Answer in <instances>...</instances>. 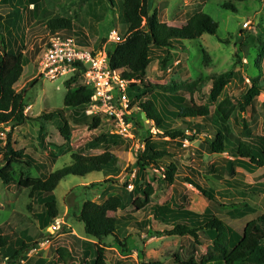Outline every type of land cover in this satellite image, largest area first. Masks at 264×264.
Masks as SVG:
<instances>
[{"label":"rangeland","instance_id":"1","mask_svg":"<svg viewBox=\"0 0 264 264\" xmlns=\"http://www.w3.org/2000/svg\"><path fill=\"white\" fill-rule=\"evenodd\" d=\"M229 1L148 0L150 14L156 13L159 22L171 28H181L193 15L202 12L218 25V29L215 35L204 34L194 41L183 40L176 45L175 49L164 52L153 51L144 80L151 85L165 87L181 84L184 87L178 92L180 96L196 106H206L211 113H214L218 104L226 98L235 104L250 87L251 80L257 79L262 90L261 94L246 113L240 114L238 110H235L227 123L229 131L225 134V138L233 142L241 137L242 120L247 123L249 131V136L243 138L244 140L264 138V0L233 3L235 8L233 12L222 8L223 4ZM40 4L36 18L31 13L32 5L23 8L25 7L23 0L21 4H18L17 0H12L10 6L0 4V15L3 17L10 14L14 7L19 9V13L15 11L14 15L19 19L10 31L9 39L4 38V40L5 43L10 41L11 50L14 51L15 48L18 51L23 50L28 61L16 85V92L24 93L23 101L27 107L24 113L32 119L38 118L42 112L63 108L66 93L63 84L74 72L61 68L56 74L52 72L47 74L44 65L41 66L48 40V31L45 27L47 21L64 18L80 27L86 35L87 48L99 55L104 53L106 55L110 44L116 43L113 42L115 41L112 38L113 32L117 33L121 42L127 37V27L121 12L122 0H112V4L108 0H40ZM16 40L19 45L14 48L13 44ZM222 75L227 76V81L221 95L216 102H210L212 82L209 79ZM115 76L117 79L115 77L110 79L111 74L104 78L109 83L107 87L109 92L100 106L89 105L86 108V112H94L93 115L101 120L98 129L89 131L86 126L73 127L69 141L64 142L59 137L57 128L48 124V132L42 147L37 145V142H40L39 139L37 140L40 133L38 131L41 126L46 128V124L38 121L37 127L30 123L13 129L11 132L13 145L33 160L30 168L23 165L15 166L14 179L17 180L21 173L28 178L43 179L46 175L70 165L71 155L102 154L105 151L103 148L87 147L94 137L104 134L119 136L123 144L107 149L118 160L114 171L91 173L83 177L68 176L58 183L53 192L58 217L50 228L45 229V236L58 235L63 225L59 217L67 209L71 215V207H78L82 201L91 200L97 204H103L108 198L119 195L126 201L127 209L108 213V217L116 220V238H108L103 243L106 264H139L140 262L170 264L174 255H179L183 261L194 260L199 263L201 257L199 255H204L207 247L212 243L204 232L198 233L200 242L198 247L188 236L158 237L157 234L169 230L168 226L160 220L152 221L148 228L150 234L141 233L136 224L148 220L151 211L149 208L144 212L133 211L132 203L138 197L133 194L134 187L142 190L150 185L153 188L154 197L149 207L160 208L169 204L172 196L179 209L184 208L196 214L208 211L241 235L248 222L264 215L263 195L249 189L251 186L264 183V167L252 174L245 172L240 165H234L231 170H225L228 162L235 159L233 155L229 152L219 155L206 154L204 151L203 139L205 137L213 139L216 133L212 126L206 127L201 134L193 135L194 133L185 131L186 136L195 137L191 140L177 139L175 141L158 137L161 133L146 121L144 128L140 130L133 124V118L140 113L138 108L140 99L147 100L149 93L130 92L128 94L126 90L128 84L120 81L117 74ZM83 83L86 85L84 77ZM200 83L203 84L200 92L189 95L187 88ZM122 94L127 95L128 108L122 106L120 100ZM234 118L240 120L238 127L233 122ZM176 122L178 121L175 120ZM178 127L183 130L185 125L176 123L174 129ZM8 132H10V126H0V144H4ZM143 138H149L158 150L166 152L158 169L146 168L143 172H139L134 165L137 154L143 150L141 145ZM177 143L181 144L180 147L176 146ZM50 153H54L57 158H50ZM169 164L197 172L198 180L203 181L206 187L214 192L218 204L209 202L195 188L184 184L179 179L173 185L162 183L161 180L166 172L165 167ZM35 165L42 169H34ZM184 175L182 173L181 177ZM231 182H238L242 187L235 188L230 185ZM14 184H9L14 188L13 194H10L9 190L4 188L8 185L0 181V209L11 206L14 212L10 218L9 208L0 212V226L7 219V222H11L13 231H16L14 233L19 236L23 229L18 231L16 228L28 225L25 228L29 229H25L26 232L21 237H27V234L35 237L33 233H38L35 239L38 237L40 239L42 233L40 229H37V218L31 215V208L38 206V203L33 201L35 195H30L27 189L18 188ZM239 192L245 193V198L239 196ZM243 202L245 204H242ZM245 205L248 208H245ZM57 221H59L58 228L55 229ZM78 224L83 229V225ZM65 237L62 245L59 241L63 237L58 238L55 244L46 241L38 245L40 250L36 257L45 256L46 261L52 258L57 261L55 249L64 244V247L78 252L79 241ZM14 239L15 235L11 236V240L14 241Z\"/></svg>","mask_w":264,"mask_h":264},{"label":"trees","instance_id":"2","mask_svg":"<svg viewBox=\"0 0 264 264\" xmlns=\"http://www.w3.org/2000/svg\"><path fill=\"white\" fill-rule=\"evenodd\" d=\"M12 0H0L1 5L10 4ZM112 4V0H108ZM247 0H230L223 4L222 8L227 11H235L233 3H243ZM21 4V0H17ZM23 8L32 5V16L36 18L39 12L40 0H23ZM122 19L127 27V37L121 43L110 44L106 51V59L109 72L117 74L119 80L127 83V93H149L147 100L140 99L139 111L133 118V124L142 130L145 122L141 119L144 113L146 122H149L161 134L160 138H169L172 141L177 139L191 140L195 136H186L191 132L201 134L206 127H213L216 131L214 138L205 137L203 139L206 154H223L229 152L235 157L232 162H228L225 170H231L234 165H240L245 172L252 174L264 167V138L246 139L249 136L248 126L245 121H241L242 130L239 138L233 142L227 141L225 134L228 133V122L235 110L240 114L254 105V102L261 94L262 90L259 81L252 79L250 87L232 104L229 99L221 101L214 113L206 106H196L189 100L184 99L178 92L183 89V85H171L168 87L151 85L144 77L146 70L151 63L150 55L153 51L164 52L175 49L176 45L184 41H194L204 34L215 35L218 25L206 14L199 12L193 15L181 28H171L159 22L156 13L150 14L148 0H122ZM15 11L19 13L18 7H14L12 12L6 17L0 15V126H10V132L6 135L4 144H0V181L4 185L16 184L18 188L27 189L30 195L44 197L45 213L36 216L40 220H45L47 228L52 225L58 217L56 199L53 195L58 183L68 176L83 177L91 173L111 172L118 165L117 158L107 149L118 147L123 144L122 138L115 135H100L94 137L87 145L90 149L103 148L105 151L100 155L83 156L71 155L72 163L62 169L48 174L45 178H28L23 173L17 180L14 179L15 166H25L30 168L33 163L31 157L21 150H17L11 141L13 129L25 124L32 123L34 126L38 121L46 124V128L40 127L37 142L42 147L47 134V125L57 128L59 137L68 142L73 127L86 126L89 131L98 129L100 119L96 116H87L86 108L91 105L92 89L83 83L84 68L77 65L76 71L64 82L65 96L63 108L42 112L38 118L32 119L24 112L27 108L24 104V93L16 92V85L21 78L23 67L27 65V59L23 50H17L19 42H14L11 50L9 42L5 43L4 38L9 39L10 31L19 19L15 18ZM30 14V13H29ZM144 24V25H143ZM48 37L58 35L63 38L72 37L80 47H87V38L84 31L64 18H56L47 21L45 24ZM11 28V30H9ZM144 28V29H143ZM225 75L210 78L212 89L210 91V102H216L221 95L222 88L226 83ZM139 82V83H138ZM203 84H195L187 91L190 94L199 93ZM177 120L180 125H185L181 130L174 129ZM196 122V123H195ZM237 126L240 120L233 119ZM37 127V126H36ZM238 127V126H237ZM45 130V132H43ZM152 137V135L150 134ZM150 138V137H149ZM149 138H143L141 145L143 150L136 156L135 167L139 172L146 168L160 167V163L166 155L165 151L156 148ZM177 143L176 146L180 147ZM49 157L56 159L54 153ZM34 169H42L40 166H33ZM166 172L161 180L164 184L173 185L176 180H181L195 188L201 195L211 203H217L214 192L207 188L204 182L198 180L199 175L192 169H181L174 164L165 167ZM224 170V171H225ZM183 173L184 176L181 177ZM15 181V182H14ZM227 183V182H226ZM14 184V185H15ZM235 188L242 186L238 182L230 183ZM228 188V187H227ZM230 189V188H228ZM264 197V183L249 187ZM133 194L138 197L133 201L134 212H144L148 208L151 217L145 222L136 224L141 233H147V228L154 220H160L166 225L172 222L170 230L157 234L158 237L166 235L168 237L188 236L192 239L196 247L200 246L198 233L204 232L212 242L207 247L204 255H199L197 263L194 260L183 261L179 255L171 258L170 264H264V215L248 222L241 235L234 232L229 226L216 219L206 211L203 214H196L189 210H181L176 204L175 198L170 197L169 204L160 208L150 206L154 195V190L150 185L144 189L134 187ZM239 196L245 198V193L239 192ZM242 204H245L243 202ZM235 207V206H231ZM245 208H248L245 205ZM127 209L126 201L119 195L108 198L103 204H97L91 200L82 201L78 207H71V216L83 225L85 238L96 242H83V249H89L82 253L83 264H106L103 243L108 238L115 239L116 220L108 217V213H116ZM170 219V220H169ZM146 231V232H145ZM149 234V232H148ZM54 235H46L39 242H34L28 237H21L14 243L9 238L0 233V252L6 253L4 264H21L26 261L27 254L36 249L38 245L54 239ZM119 243V242H118ZM105 247V246H104ZM92 254L93 258H90ZM58 260L62 264H72L74 258L65 248L56 250ZM139 264H163L161 262H140Z\"/></svg>","mask_w":264,"mask_h":264},{"label":"built area","instance_id":"3","mask_svg":"<svg viewBox=\"0 0 264 264\" xmlns=\"http://www.w3.org/2000/svg\"><path fill=\"white\" fill-rule=\"evenodd\" d=\"M112 38L115 40L113 42H121L117 33L113 32ZM44 54L46 59H42L41 66L44 65L47 74L49 72L56 74L61 68L69 69L70 72L76 71L77 68L74 67L76 64L83 67L85 70L83 77L86 85L94 91L91 96V106H100L101 101L104 100V97L109 92V88H107L109 83L104 78L111 74L108 69L105 53L99 55L87 47H80L72 37L63 38L58 35H53L48 37ZM114 77L116 78L115 74H111L110 79ZM120 100L124 108L129 107V100L126 94H122ZM85 113L87 116H96L93 115L94 112ZM58 222L55 224V229L58 228Z\"/></svg>","mask_w":264,"mask_h":264},{"label":"crops","instance_id":"4","mask_svg":"<svg viewBox=\"0 0 264 264\" xmlns=\"http://www.w3.org/2000/svg\"><path fill=\"white\" fill-rule=\"evenodd\" d=\"M11 3V2H10ZM17 3H19V2H17ZM9 6H10V4H8ZM5 188V190H9V193L11 194H13V192H14V188H13V185H8V186H5L4 187ZM10 194H7V195H9L10 196ZM33 201L35 202V203H38V206L37 207H32L31 208V215L33 216V217H35L36 218V216H39V215H42L43 213H45V205L43 204V201H44V197H42V196H39V197H36V195H35V198H33ZM8 203V202H7ZM6 208H9L10 209V216H9V218L11 217V214H13L14 212H13V210H11V206L10 207H2V209H0V212H4L5 211V209ZM183 210H186V209H184L183 208ZM190 211V210H189ZM192 212V211H191ZM66 213H67V216H66ZM194 213V212H193ZM151 217V216H150ZM59 218H61L62 219V221H63V225H62V227H61V230H60V232H58V235L53 239V240H51L49 243H51V244H55V242L57 241V239L58 238H62L63 237V239L62 240H60L59 242L61 243V245H62V243H64L65 242V239H66V237L65 236H68V237H71V239H76L77 241H79L78 243H80L79 244V246H80V250L77 252L76 250H73V249H70V248H67V247H64V245L63 246H58L56 249H55V253H56V250L58 249V248H61V247H64L65 249H67V250H69V252H71L72 253V256H73V258H74V261L72 262V264H83L82 263V258H81V256H82V253L83 252H85V251H88L89 249L87 248V249H83V247H82V243L83 242H90V243H92V244H96L94 241H90V240H88V239H86L85 238V235H84V230L83 229H81L80 228V226H79V224L77 223V221H75V219L70 215V213L68 212V209L65 211V213L64 212H62V215L59 217ZM170 220V219H169ZM36 221H37V229H40V233H42V237H44L45 236V229H48V228H50V225L47 227V228H44V229H42L43 227H40V224L42 225V226H44L45 225V220H40V223H39V221L36 219ZM171 221V220H170ZM170 221H168V224L169 225H171L172 226V222H170ZM32 225V224H31ZM30 225V226H31ZM76 225V226H75ZM169 225H167L168 226V228H169V230L171 229L170 228V226ZM28 225H21L19 228H16L17 230L19 229V230H21V229H23V230H21L20 231V235L19 236H17L14 232H16V231H13V229L11 228V222H7V219L4 221V224H2L1 226H0V233L2 234V235H5V236H7L8 238H9V241L11 242V243H14L17 239H19V238H21V236H22V234L23 233H25L26 232V230L25 229H29V228H25V227H27ZM66 227V228H65ZM149 228V227H148ZM148 228H147V231H148ZM18 230V231H19ZM35 231V230H34ZM165 231H168V230H165ZM146 232V231H145ZM147 235H148V232L146 233ZM150 234V233H149ZM15 235V239H14V241H12L11 240V236H14ZM33 235L35 236V237H37L38 236V233H33ZM27 237H29L30 239H32L34 242H39L41 239H42V237L39 239V237H38V239L36 238L35 239V237H33L32 235H29V234H27ZM45 243V242H44ZM43 243V244H44ZM42 244V243H41ZM57 246V245H56ZM40 249H39V247H37V249H34V250H32V251H30L28 254H29V256H28V254H27V259H26V261H22L21 262V264H54V263H56V262H58V263H61L59 260H57V261H55V259H50V260H48V261H46L45 260V256H42V257H36V255H37V252L39 251ZM72 251H74V252H72ZM202 255V254H201ZM6 256H8V251L6 252V253H3V252H0V264H4L5 263V261H6ZM90 258H93L92 257V254L90 255Z\"/></svg>","mask_w":264,"mask_h":264},{"label":"water","instance_id":"5","mask_svg":"<svg viewBox=\"0 0 264 264\" xmlns=\"http://www.w3.org/2000/svg\"><path fill=\"white\" fill-rule=\"evenodd\" d=\"M141 119H142V121H144V122L146 121V117H145V114H144V113L141 114Z\"/></svg>","mask_w":264,"mask_h":264}]
</instances>
